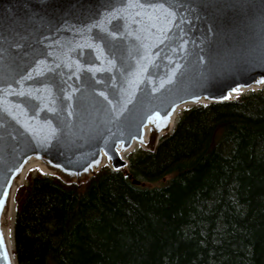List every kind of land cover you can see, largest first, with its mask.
Listing matches in <instances>:
<instances>
[{
    "label": "water",
    "instance_id": "95a60500",
    "mask_svg": "<svg viewBox=\"0 0 264 264\" xmlns=\"http://www.w3.org/2000/svg\"><path fill=\"white\" fill-rule=\"evenodd\" d=\"M263 86L264 0H0V264H16L1 217L31 160L122 171L182 108Z\"/></svg>",
    "mask_w": 264,
    "mask_h": 264
},
{
    "label": "trees",
    "instance_id": "16d2710c",
    "mask_svg": "<svg viewBox=\"0 0 264 264\" xmlns=\"http://www.w3.org/2000/svg\"><path fill=\"white\" fill-rule=\"evenodd\" d=\"M128 159L79 182L28 173L16 264H264V86L184 107Z\"/></svg>",
    "mask_w": 264,
    "mask_h": 264
},
{
    "label": "bare ground",
    "instance_id": "6f19581e",
    "mask_svg": "<svg viewBox=\"0 0 264 264\" xmlns=\"http://www.w3.org/2000/svg\"><path fill=\"white\" fill-rule=\"evenodd\" d=\"M250 90H252V89H249V91ZM253 90H257L256 88L255 89H253ZM242 94H244V93H242ZM242 94H240V95H242ZM240 95H237V96H234L233 98H237V97H239ZM176 120V118L174 119V121ZM173 128V127H172ZM148 131V130H147ZM145 135H147V132H146V134ZM146 142V140H144V142H143V144H139V143H137V144H135L133 147H132V149L130 150V151H132L134 148H135V146L136 145H144V143ZM128 153H130L129 151H127L126 153H122L123 154V156H124V158H125V156L128 154ZM107 164V161L105 160V158H104V160H103V166L104 165H106ZM32 167H37V168H39V170L41 171V172H45V173H48V172H51V170L49 169V168H47L46 166H44L43 164H41L39 161H35V160H31L27 165H26V167H25V169H24V171H25V173H24V175H23V178L21 177L19 180H18V182H17V186L16 187H18V186H20L21 185V183L24 181V179H25V177H26V175H27V172H28V170L29 169H31ZM22 179V180H21ZM13 204H12V202H10L8 205H7V207L5 208V212L3 213V215H2V217H1V229H2V232H3V235L5 236V238H7V236L9 237V239H10V237H11V234H10V227H9V224H10V220H11V218H12V216H13Z\"/></svg>",
    "mask_w": 264,
    "mask_h": 264
},
{
    "label": "rangeland",
    "instance_id": "374dc122",
    "mask_svg": "<svg viewBox=\"0 0 264 264\" xmlns=\"http://www.w3.org/2000/svg\"><path fill=\"white\" fill-rule=\"evenodd\" d=\"M176 122V121H175ZM139 148H143L142 146H140V145H136L135 146V148L130 152L131 154L132 153H134V152H136V150L137 149H139ZM145 148V147H144ZM143 148V149H144ZM146 150H149V149H146ZM150 150H153V149H150ZM130 153H128L125 157H126V160L127 161H129V159H128V156H129V154ZM106 165H108V163L106 164ZM109 166V165H108ZM102 167V166H101ZM128 169V166L125 168V169H122V171H126ZM40 170H39V168H37V167H32L31 169H29L28 170V172H27V174L28 173H30L31 175H34V174H36V173H38ZM98 171V170H97ZM40 173H41V171H40ZM51 173H47V175H50ZM94 174V173H93ZM61 176V175H60ZM90 176H85V177H83V178H81V179H79V180H71V181H74V182H79V181H81V180H85V179H87V178H89ZM65 179V178H64ZM65 180H70V179H65ZM26 184V178L24 179V181L21 183V186H24ZM148 185H154V184H148ZM20 186V187H21ZM13 216H12V218H11V220H10V224H9V227H10V234H11V231H12V224H13V221H14V212H15V202H14V200H13Z\"/></svg>",
    "mask_w": 264,
    "mask_h": 264
},
{
    "label": "snow or ice",
    "instance_id": "6c2138e0",
    "mask_svg": "<svg viewBox=\"0 0 264 264\" xmlns=\"http://www.w3.org/2000/svg\"><path fill=\"white\" fill-rule=\"evenodd\" d=\"M20 95H24V93H20ZM0 205H2V201H0ZM0 242H2V237H0Z\"/></svg>",
    "mask_w": 264,
    "mask_h": 264
}]
</instances>
